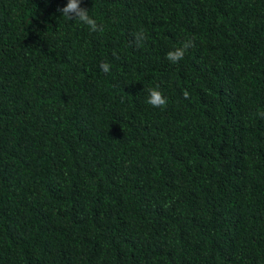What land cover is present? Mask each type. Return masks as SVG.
Listing matches in <instances>:
<instances>
[{
  "label": "trees",
  "instance_id": "trees-1",
  "mask_svg": "<svg viewBox=\"0 0 264 264\" xmlns=\"http://www.w3.org/2000/svg\"><path fill=\"white\" fill-rule=\"evenodd\" d=\"M66 3L0 0V264H264V0Z\"/></svg>",
  "mask_w": 264,
  "mask_h": 264
},
{
  "label": "clouds",
  "instance_id": "clouds-1",
  "mask_svg": "<svg viewBox=\"0 0 264 264\" xmlns=\"http://www.w3.org/2000/svg\"><path fill=\"white\" fill-rule=\"evenodd\" d=\"M81 3L82 0H67L66 5L62 8H59L58 11L63 17H66L69 20L79 21L81 24L85 25L90 30V32L95 33L97 31H103L102 26L98 25L96 20L89 16V11L81 7ZM145 39L146 36L142 29L140 32L135 34V40L137 44H140ZM192 46L193 42L188 41L184 43L183 47L169 51L166 55V59L172 64H177L183 59L185 51ZM99 67L103 73H109L111 69V65L108 63H101ZM148 93V98L146 100L147 104L154 108H164L167 105V99L157 88L148 89ZM188 97L189 94L187 91H185L184 98L188 99Z\"/></svg>",
  "mask_w": 264,
  "mask_h": 264
}]
</instances>
